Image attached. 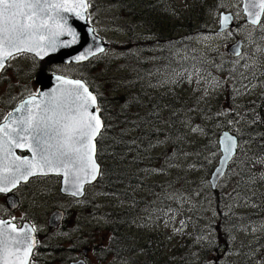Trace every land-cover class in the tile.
<instances>
[{
  "label": "rangeland",
  "instance_id": "374dc122",
  "mask_svg": "<svg viewBox=\"0 0 264 264\" xmlns=\"http://www.w3.org/2000/svg\"><path fill=\"white\" fill-rule=\"evenodd\" d=\"M88 1L89 21L109 48L81 68L44 64L27 53L14 56L0 75V122L20 100L39 92L36 77L44 69L47 74L82 78L88 73L100 99L107 91L130 94L128 103L133 96L152 91L154 102L164 103L169 122L174 117L178 132L174 140L155 134L144 142L136 141L139 124L114 132L132 146L130 162L122 165L130 175L124 178L128 183L123 191L133 199L108 190L105 173L81 200L61 193L58 176L26 187L27 216L37 224L36 264H71L81 258L85 264H264V246H254L264 238V224L237 227L221 222L210 183L222 155L213 143L219 144L224 131L244 136L251 126L247 115L254 110L251 103L264 101V22L258 27L247 22L242 0ZM223 11L235 16V25L219 33ZM239 38L243 53L233 57L228 48ZM129 53L143 55L153 66H146L136 85L134 63L126 61ZM149 97L134 107L135 114L147 115ZM141 104L146 105L144 110ZM111 125L110 117L99 139L103 167ZM164 126L156 120L147 129L171 128ZM249 145L243 143L242 149L249 151ZM139 147L142 150L137 151ZM236 166L218 186L231 200L225 212L252 214L264 209V163H255L245 175ZM0 200L7 207L5 199ZM56 208L66 212L64 219L56 228L49 227V214ZM125 213L114 230L111 220ZM114 239L123 240L122 248L107 256ZM203 253L207 255L200 257Z\"/></svg>",
  "mask_w": 264,
  "mask_h": 264
},
{
  "label": "snow or ice",
  "instance_id": "6c2138e0",
  "mask_svg": "<svg viewBox=\"0 0 264 264\" xmlns=\"http://www.w3.org/2000/svg\"><path fill=\"white\" fill-rule=\"evenodd\" d=\"M89 6L87 0H0V69L17 53L34 52L39 56L48 50L55 51V37L67 34L72 38L71 42H75L76 33L61 22L65 19L61 13H71L83 19ZM249 7L259 11H249ZM245 11L253 24L258 23L260 13L264 12V0L250 6L246 4ZM228 21L229 17L225 16L223 23L227 25ZM234 54L239 56L238 51ZM86 58V55L76 57L77 60ZM63 83L74 87L61 89L59 96L40 93L48 97L43 104L35 103L36 95H33L25 102L33 105L27 116L12 121L15 126L9 123L0 126V151L8 146L4 159L11 153L13 145L18 148L27 146L34 158L37 154L40 157L39 160L15 157L14 168L0 159V193H10L21 180L37 173L46 175L49 171L62 170L65 177L73 174L77 179L83 173L84 181L89 177L96 178L99 168L93 158L94 141L103 127L99 108L90 111L96 105V97L78 80H64ZM229 141L226 152L230 156L236 143L231 137ZM74 187L72 195L82 194V183ZM8 230L17 231L9 221L0 220V236ZM11 244L10 248L6 241L0 240L3 246L0 264H10L9 257L13 258L11 264H28L34 242L28 241L21 246L19 240L13 239Z\"/></svg>",
  "mask_w": 264,
  "mask_h": 264
},
{
  "label": "trees",
  "instance_id": "16d2710c",
  "mask_svg": "<svg viewBox=\"0 0 264 264\" xmlns=\"http://www.w3.org/2000/svg\"><path fill=\"white\" fill-rule=\"evenodd\" d=\"M262 22H264V16H263ZM160 36L163 37L162 34ZM187 57L190 58L191 61H195L194 56L187 55ZM91 61H89V63ZM126 61L127 63H130L131 61H133L134 63L133 64V67H134L133 77H134L135 85L140 82L139 80L140 73L144 71L143 74H145V72L147 71L146 66L147 67L152 66L150 65V62L145 61V57H143V55H138L137 53H135L133 57H131V54H130V58H128ZM73 67L81 68V67H76L75 65ZM80 74L82 73L80 72ZM84 75L85 76L83 77L85 80L88 81V84H90V87L92 89H95L96 82L92 80V78L90 77L88 73ZM136 89L137 88H135L134 91ZM150 93L147 92L145 94H141L139 97L133 96L132 100L128 101V103H127V100L130 94L110 95L107 91V94H106L107 97H105L104 99L99 98L100 106L104 108L102 112L104 119L108 121L110 117L112 118V125L110 126L111 134H110L109 140L106 142L108 151H109V153L105 157L107 160V164H105L104 167L102 166V172H101V176L99 180L103 178L106 174L105 187L108 188V190L109 189L112 190V192H115L118 195L120 194L123 198L127 196L128 199H133L132 195L131 194L129 195L127 193L128 191H123L124 187H126L125 183H128L127 180H128V177H130V175L127 173V171L125 170V167L122 165V164H126L130 162L129 160L131 159V155H132L131 153L132 146L129 140L126 141L123 134L121 133L116 134L114 132L117 131V129H121L122 132H124L125 129L130 127V124H134V125L135 123L136 125L139 124L137 127L139 128V130L141 129L140 130L141 134L138 137V140L136 138L137 142H144L145 141L144 138L147 139L151 137V135L155 136V134H160L162 137H164L163 138L164 141L174 140L178 132V126H177V123L174 121V117H172L169 122L168 115L163 113L164 103L156 104L154 102L153 92L150 91ZM148 97L151 99L150 104H149V109L147 112V115L149 116L142 115L141 113L135 114L133 110L134 107L137 106L142 101L146 102V99ZM141 105L139 106L142 107V109L144 110L146 108V105L144 104L142 106ZM251 106L254 108V110L247 114L248 120L249 122H251V126L248 128V132L245 133L244 136H238L237 134H235L239 140V149L237 150V153L235 154L234 159L228 168V171H230L231 166L233 164H236L237 172L239 174H244V175L246 172L254 168L255 163L264 161V139L261 138V134L264 131V101L262 102V104L251 103ZM156 120L161 121L163 125H165L164 127L170 124V127H171L170 130L154 129V131H148L147 126L150 123L152 124V121L156 122ZM221 135L222 134H220L219 136V140H220ZM219 140H218V143H219ZM243 143L250 144L249 146L251 147L249 151L245 152V149H242ZM213 145H214V148L220 149L219 148L220 144H217L215 142L213 143ZM138 150H142L141 147H139L137 151ZM98 156H99V161H100L101 159L100 155L98 154ZM124 178H127V180L126 179L124 180ZM223 179H221L217 187L213 189V190H216L214 194V200H215L214 202H216V205L219 208L220 221L221 222L227 221V224L231 226L233 225L237 226L240 224L245 225L248 222H254L255 225L264 224V209L255 211L252 214L251 213L237 214L236 212H227V213L225 212L226 209L229 208V204L231 200H229L228 196L226 195V192H224L222 188L218 187ZM149 187L151 188V186ZM248 214H251V215L249 216ZM126 215H127L126 213L121 214L119 215L120 217L122 216L121 218L117 216L111 220V223L113 226L112 228L114 230L119 229L120 224H121L120 221H122L123 218L126 217ZM114 220H116V222ZM221 227L222 226H218L216 229H221ZM114 234H116V232ZM122 241L123 240L114 239V244L111 245L110 248L107 250L106 255L108 256V254L118 253L119 250H121L122 248L121 247L123 245ZM225 243L227 245L228 242H225ZM192 245H195V243H192ZM220 245L221 244L216 245V247H219ZM254 246L258 248L263 247L264 238L254 243ZM216 251H218V248L216 249ZM206 255L207 253H203L200 255V257L206 256ZM215 264H221V263H215ZM223 264H228V263H223ZM230 264H238V263H230Z\"/></svg>",
  "mask_w": 264,
  "mask_h": 264
},
{
  "label": "water",
  "instance_id": "95a60500",
  "mask_svg": "<svg viewBox=\"0 0 264 264\" xmlns=\"http://www.w3.org/2000/svg\"><path fill=\"white\" fill-rule=\"evenodd\" d=\"M88 2V0H87ZM252 3H259V0H243V10L244 13L246 15V19L249 23L253 24L251 22V18L248 15V12L245 11V5L248 4L249 6ZM89 4V3H88ZM88 10L84 13V18L81 19L80 17L74 16L71 13H61V15L63 17H65L64 20H62L61 22L65 24L66 27L71 28L75 33H76V41L75 42H71V37L68 36L67 34L62 35V36H58L55 37V43H56V50L55 51H51L48 50L47 53H41V55L37 56L34 52H23V53H27V54H31L33 56H35L37 59L43 61L44 64L46 63H50V64H57V63H83L86 62L90 59H92L95 56H98L102 53H104L107 48H108V44L107 42L104 41V39L102 37H100L96 32L94 27L89 24L88 22ZM249 11L252 12H257L259 11L258 8H251L249 7ZM225 16L229 17V21L227 23V25H225L223 23V18ZM263 17V12L260 13L259 16V20L258 23L253 24V25H259L261 23ZM234 15L231 12H222L221 13V17H220V29L219 31H226V30H231L234 25H235V20H234ZM242 48H243V41L242 39H238V41L236 43H234L229 49L228 51L233 55V56H237L234 53L236 51L239 52V56L242 53ZM100 49H103V51H101ZM18 54H22V53H17L14 54V56L18 55ZM80 55H86V59L84 60H77L76 57L80 56ZM13 56V57H14ZM11 57V58H13ZM7 59L5 61L4 67L2 69H0V74L4 71V69L6 68V66L8 65V62L10 61V59ZM57 77H61L62 79L58 80ZM37 82L40 85V90L39 93L36 95V100L35 103H40L43 104L45 100L48 99V97H44L42 95H39L40 93H48L49 97L52 95H60V90L61 89H71L74 86L73 85H66L63 83L64 80H69V81H80L82 84H84V86L88 89L89 92H91L95 97H96V105L93 108H90V111L95 112V108H99V116H100V107L98 104V99L97 96L90 90L89 86L83 81V80H79V79H74V78H70L67 76H63V75H59V74H47L44 69H42L38 74H37ZM32 96H29L27 98H25L24 100L20 101L19 104L11 111V116H7L6 120L0 125L2 126L4 123H9L11 126H15L12 124V121H19L21 119H23L25 116L28 115L29 111L32 110L33 105L31 104H26V101H29L31 99ZM24 105L23 108H21V106ZM18 109H20L19 111H17ZM101 118V116H100ZM101 121L103 123V120L101 118ZM103 129V127L101 128V130ZM227 134V135H225ZM98 137V136H97ZM96 137V139H97ZM229 137H231L235 143H236V147L232 150L231 155L229 156V154L226 152V148L229 146ZM96 139L94 141L95 143V154H94V160L95 163L98 165L99 171L96 175V178L93 180L89 177L88 181H84L83 173H80V178L77 179L73 174H69L67 177L64 176L63 171H57V172H52L49 171L46 175L43 174H39L37 173L36 175H32L29 176L27 180H21L17 186L15 188H12L11 192L18 188L19 185L21 183H27L32 177L35 176H61L62 180H61V192L64 195H70V196H75L77 198H81L83 197V195L85 194V188L87 185L90 184H94L100 176L101 173V165L99 164V162L97 161V142ZM219 144H220V149L222 152V155L220 157L219 160V164L216 167L215 171L212 174L211 177V183L213 185L214 188H216L218 182L226 175V172L228 170V166L230 164V162L233 160L238 147H239V141L238 138L233 135L232 133H230L229 131H225L224 134L221 135L220 140H219ZM8 146L5 145L4 146V151H0V159L4 160V163L11 165L13 168L15 167V165L13 164L14 158L15 157H20V160H39V154H37L35 156V158L33 157V152L31 149H29L27 146L25 147H15L14 145L11 147V153L7 154V158L4 159L6 151H7ZM20 152H28L29 155H21ZM15 163H19V161H15ZM47 171V170H46ZM65 180L68 181V183H65ZM82 183V194L80 195H72V192L75 191V185L76 184H80ZM10 193H4L8 195V202H9V206L11 208H14L17 204H18V200L14 195H11ZM57 213L58 216H57ZM62 215V216H61ZM56 216V217H54ZM63 217V212L62 211H56L55 213L52 214L51 218H50V225L57 227L58 223L62 220ZM58 218V219H57ZM2 220V219H0ZM3 221H9L11 224L15 225L11 220H3ZM55 221V222H54ZM54 223V224H53ZM15 228L17 229V231L15 232H11L10 230L8 231H4V234L2 236H0V240H4L9 244V247H12L11 241L13 239L15 240H19L21 243V246L23 244H25L28 241H33L34 242V247L32 248L31 254L29 256V260H28V264L31 261L33 252L37 246V238H36V234H35V230L33 228V226L30 223H25L22 227H17L15 225ZM3 255V246L0 245V256ZM13 258L9 257V261L11 264V260ZM72 264H85L83 261H79L76 263H72Z\"/></svg>",
  "mask_w": 264,
  "mask_h": 264
},
{
  "label": "flooded vegetation",
  "instance_id": "af4514ba",
  "mask_svg": "<svg viewBox=\"0 0 264 264\" xmlns=\"http://www.w3.org/2000/svg\"><path fill=\"white\" fill-rule=\"evenodd\" d=\"M5 115H6V113H5ZM1 120L2 121L0 122V124L4 121V119L2 118ZM99 139H100V137H98V145H99ZM51 177L52 176L35 177L37 179L33 178L32 180H30V182L28 184H25V185H22L21 187H19V189L17 190V192L15 194L18 197V204L14 208H11L9 206V202H8V199H7L8 197L1 195L0 197H3L5 199V201L7 202L8 206L4 208L3 205L0 204L1 205L0 206V219H2V220H11V221L14 222V224L17 227H22L25 223L32 222V223H34V225L32 223L31 224L35 227V225H37V224H35L34 220H30L29 217L26 214V211H29V210L26 207L25 200H24L25 199L24 198L25 188L32 186V184L34 183V181H41L43 179H51V180H53ZM20 190H21V192H20ZM86 194H87V190H86L85 195L82 198H84L86 196ZM77 200H80V199H77ZM0 201H2V200H0ZM37 240H38V237H37ZM38 242H39V240H38ZM38 242H37V247H36L35 253H36V251L38 249ZM84 252H85L84 254L86 255L87 254V250H84ZM35 253L33 254V256L31 258V261H30L29 264H36L37 261L35 260ZM39 260L40 261L42 260L41 257L39 258ZM79 260H83L84 262H86L85 259H82V258L79 259ZM72 262H71V264H72Z\"/></svg>",
  "mask_w": 264,
  "mask_h": 264
},
{
  "label": "bare ground",
  "instance_id": "6f19581e",
  "mask_svg": "<svg viewBox=\"0 0 264 264\" xmlns=\"http://www.w3.org/2000/svg\"><path fill=\"white\" fill-rule=\"evenodd\" d=\"M134 31V30H132ZM149 52V51H148ZM139 63V62H138ZM159 65V64H158ZM158 97V96H157ZM138 125V124H137ZM140 127V126H139ZM141 130V129H140ZM148 145V144H147ZM135 177V176H134ZM135 206V205H134ZM119 215V214H118ZM119 221V220H118ZM98 250V249H97ZM148 252V251H147ZM107 253V252H106ZM141 256V255H140ZM129 260V259H128ZM146 260V259H145Z\"/></svg>",
  "mask_w": 264,
  "mask_h": 264
}]
</instances>
